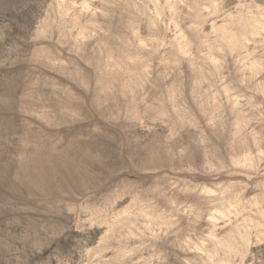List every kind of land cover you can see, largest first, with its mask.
Here are the masks:
<instances>
[{"label": "rangeland", "instance_id": "rangeland-1", "mask_svg": "<svg viewBox=\"0 0 264 264\" xmlns=\"http://www.w3.org/2000/svg\"><path fill=\"white\" fill-rule=\"evenodd\" d=\"M0 264H264V0H0Z\"/></svg>", "mask_w": 264, "mask_h": 264}]
</instances>
